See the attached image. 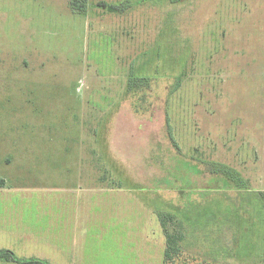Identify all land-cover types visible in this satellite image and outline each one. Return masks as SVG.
<instances>
[{
	"label": "rangeland",
	"instance_id": "1",
	"mask_svg": "<svg viewBox=\"0 0 264 264\" xmlns=\"http://www.w3.org/2000/svg\"><path fill=\"white\" fill-rule=\"evenodd\" d=\"M99 2L130 7L110 14ZM68 4L0 0V249L69 255L71 264H162L155 212L172 204L202 221L187 227L175 264H264V212L253 201L231 198L254 223V248L240 257L239 229L219 213L227 202L193 196L192 206L164 189L156 199L152 183L177 156L168 115L184 160L229 165L264 191V0H88L86 17ZM131 67L157 78L146 113L125 95ZM20 197L46 217H6ZM52 233L61 240L51 248Z\"/></svg>",
	"mask_w": 264,
	"mask_h": 264
},
{
	"label": "trees",
	"instance_id": "2",
	"mask_svg": "<svg viewBox=\"0 0 264 264\" xmlns=\"http://www.w3.org/2000/svg\"><path fill=\"white\" fill-rule=\"evenodd\" d=\"M170 4H179L186 0H166ZM70 11L75 15L85 17L87 15L89 5L88 0H68ZM129 4V3H128ZM97 7L110 14H123L130 5L117 3L113 5L99 2ZM138 67L134 70L129 69V73L125 84V95L127 97H136L135 112L146 113L149 111L150 103L147 102L148 92H152L153 84L157 80L156 77L140 75ZM181 86V78H178L171 92H176ZM137 109V110H136ZM170 118L165 116V129L169 142L177 151V156H172L168 166L161 167L163 176L153 180V184L157 185L156 199L159 198L158 191L164 189L175 191L181 200L188 205L195 204L192 200L193 196H199L201 200L209 199L212 195L219 197V201L227 202L225 209L220 210L221 218L228 223L236 225L238 234L235 239V253L240 257L248 256L254 248V223L251 219L245 217L241 212L242 207L235 205V200L231 199L235 194L236 198L253 201L259 208L260 212H264V191H254L251 188L248 179H245L237 170L229 165L206 160H197V164L190 163L181 157L180 148L175 141V137L170 124ZM192 159V158H191ZM191 161V160H190ZM198 164L203 169H199ZM7 181L0 176V188L7 186ZM193 203V204H192ZM173 212H158L156 216L160 222L163 234L166 238V246L163 254L162 264H175L176 260L181 257V248L179 243L183 241L187 227L196 228L202 221L196 216H191L187 208L184 206H173L166 204ZM196 205H198L196 203ZM194 208L192 213L194 214ZM187 213V214H186ZM206 220L210 222L214 216L204 215ZM203 217V218H204ZM203 220V219H202ZM174 224L173 230L169 227ZM237 232V231H236ZM0 261L14 264H50L45 260L38 258L20 259L12 251L0 249Z\"/></svg>",
	"mask_w": 264,
	"mask_h": 264
},
{
	"label": "crops",
	"instance_id": "3",
	"mask_svg": "<svg viewBox=\"0 0 264 264\" xmlns=\"http://www.w3.org/2000/svg\"><path fill=\"white\" fill-rule=\"evenodd\" d=\"M88 127L90 128V126H88ZM86 128H87V126H86ZM0 189H3V188H0ZM4 204H6L5 201H4ZM10 205H11V207L8 208L9 212H7V214H6V217H9V218L11 217L10 220L22 221V219L23 220L27 219V223H29V222L31 223L32 219L35 218V223H37L38 221L40 222V220H41L40 216H42V218L46 217V215H44L42 213H38V214L33 215V212L30 210V206H29V205H31V202H28L26 197H20L18 201L12 202ZM5 206L3 207L2 210L7 211V207H5ZM34 237H36L37 240L40 238L38 241H42V236H34ZM50 237H51V239H50ZM49 239L50 240L47 242L50 243V245H51L50 241H52L54 243H56V242L59 243L61 240L59 238V236H57V234L56 235L53 234L52 236H49ZM37 247H41V245H39ZM53 247L56 248V245H53ZM51 248H52V245H51ZM39 254L42 256L46 255L45 253H39ZM46 256L49 257L48 255H46ZM40 259L48 261L47 259H44V257L43 258L40 257ZM70 259H71V257H69V255H65L64 260L61 262L59 260L53 259V261H48V263H50V264H71Z\"/></svg>",
	"mask_w": 264,
	"mask_h": 264
}]
</instances>
